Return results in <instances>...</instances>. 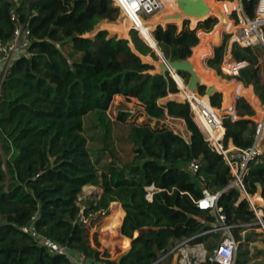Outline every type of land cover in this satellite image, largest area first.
<instances>
[{"label":"trees","instance_id":"1","mask_svg":"<svg viewBox=\"0 0 264 264\" xmlns=\"http://www.w3.org/2000/svg\"><path fill=\"white\" fill-rule=\"evenodd\" d=\"M205 1L210 6L209 15L215 14L220 20L215 8L221 6L227 13L232 4ZM256 4L257 0H244L248 16L255 15ZM11 10L21 22L28 23L32 44L30 57L13 63L0 89V264H84L38 245L21 229L30 225L51 241L82 255L89 264H154L162 256L156 264H171L168 252L176 241L211 228L209 222L199 223L201 218L207 219L208 212L193 204L202 197L203 189L221 192L217 204L228 223L252 222L254 215L248 201L240 198L237 188H227L232 179L229 168L222 154L205 140L188 103L169 100L159 105L148 100L143 108L148 120L140 123L127 124L131 116L128 111H119L115 122L108 116L114 96L141 101L156 89V97L162 98L178 92L174 80L183 88L179 76L185 82L189 78L187 72H173L174 80L167 73L151 74L153 64L143 62L140 54L154 53L134 29L127 30L130 39L108 37V32L125 36L128 25L125 19L116 22L120 11L112 0H0L3 42L13 30ZM175 10L172 1L167 11ZM231 16L237 22L235 13ZM102 21L111 23L95 31ZM152 24H147L148 31ZM214 24L208 18L197 28L210 32ZM218 25L209 34L200 32V41L203 35L214 34ZM232 25L227 20L225 30ZM90 32L93 36H88ZM139 34L150 37L143 31ZM152 35L166 58L185 59L199 43L196 29L178 30L174 23L165 28L158 25ZM68 43L80 53L77 59L70 60L62 52ZM212 49V56L207 57L203 49L199 56L201 60L207 57L206 66L215 69L222 61L223 43L213 44ZM231 54L235 60L255 63L264 57V47L233 44ZM232 64L224 68L229 70ZM252 70L245 66L237 77L239 82L233 81L242 82V86L237 85L238 94L232 95L239 96L234 103V113L239 118L223 116V149L230 140L240 149L254 140L256 122L242 117L252 116L255 120L257 103L264 100V79L256 75L255 82ZM208 75L214 76L213 70H208ZM197 90L203 95L205 87L198 86ZM209 101L219 109L221 94H213ZM167 116L183 120L188 139L162 122ZM112 124L117 128L113 129ZM122 124L128 127L126 134L119 127ZM208 129L216 138L221 126ZM114 138L130 146L125 157L116 153ZM192 159L200 163L196 174L188 169ZM244 183L249 195L260 183L264 199V158L249 164ZM84 185L102 191L99 197L82 201L81 214L77 198ZM150 185L158 189L151 201L145 196V187ZM251 202L261 201L252 196ZM115 203L120 205L108 213L109 206ZM98 212L108 213L103 215L97 247L109 259L101 258L91 246L88 226L81 218ZM246 228H233L237 240H241L239 232ZM218 235L205 233L194 242L203 243L211 253ZM248 240L249 236H245L238 245L235 264L247 263ZM117 248L125 251L112 259L118 255Z\"/></svg>","mask_w":264,"mask_h":264},{"label":"built area","instance_id":"2","mask_svg":"<svg viewBox=\"0 0 264 264\" xmlns=\"http://www.w3.org/2000/svg\"><path fill=\"white\" fill-rule=\"evenodd\" d=\"M112 1L113 5L119 9L120 16L125 20H128L130 22V28L135 30L139 22H149L148 20L143 21L141 19L142 16H153L160 11L168 10L172 1L175 3V0ZM227 2L232 3V6L227 11V15L231 17V22L235 26L234 31L229 33L231 38L227 45L228 50H230L233 44H237L242 48L254 47L258 44H261L264 47V0H257V4L254 8L255 15L253 17H250L245 13L244 0H225L222 3L225 5ZM232 13H235L237 22H234L231 16ZM167 14H170V12ZM10 18L13 22L11 36L6 42L0 40V89L2 82L10 72L13 63L20 58H29L31 55L30 46L32 44V37L28 23L21 22L18 14L14 10L10 11ZM247 64L246 60H233V66L230 68L229 75L233 77L239 76L240 70ZM183 85L187 92V96L183 97V99L188 103L195 122L201 127V132L205 140L222 154L232 175V179L227 188L233 187L239 190L240 197H243L248 201L254 219L250 223H242L239 225L228 223L222 208L217 204L221 192H211L208 189H203L202 197L193 200V204L198 209L207 211L210 214L212 221L210 223L211 228L202 233L185 238L183 241L173 246L168 254L176 255L177 264H201L205 262H209L210 264L214 262L218 264H235L239 241L233 234L234 227H249L255 225L259 228L264 237V209L254 202H251V195L246 191L244 183L245 176L248 173L249 164L251 162H259L264 158V116L260 121L256 122L254 140L250 146L243 149L235 148L228 150L223 149L222 145L219 143L220 148H218L216 142H219V139L212 137L208 126L211 128L222 126L224 114L218 112L216 108L212 107L210 101L204 94L202 95L196 91L190 92L187 90L184 82ZM178 88L182 91V88H180L179 85ZM262 104L264 105V100L262 101ZM223 113L228 112L223 111ZM199 168V161L192 159L188 165L190 172L196 174ZM200 179L203 180V177L200 176ZM145 189L147 191L145 195L146 199L151 201L152 194L158 189L154 185L147 186ZM80 212L81 214L83 213L82 208ZM81 218L83 222H86V218H84L83 215ZM21 229L23 232L33 236L38 245L46 247L51 253L66 254L73 262L89 264V261L84 260L82 255L74 253L71 249L62 244L51 241L38 233L32 225L24 226ZM209 232H216L219 234L211 253L206 250L203 243L194 242L196 237ZM163 258L164 256L160 257L154 264L158 263Z\"/></svg>","mask_w":264,"mask_h":264},{"label":"rangeland","instance_id":"3","mask_svg":"<svg viewBox=\"0 0 264 264\" xmlns=\"http://www.w3.org/2000/svg\"><path fill=\"white\" fill-rule=\"evenodd\" d=\"M16 1H18V0H16ZM223 1H225V0L217 1V3L221 4ZM167 13H169L167 10L160 11L157 14H154L153 16H142L141 19L143 21H147L148 20L150 22L153 19V17H156V16H160L161 17V16H163L164 14H167ZM170 13H172V12H170ZM227 16H228V19L230 21H232L231 17L229 15H227ZM209 18H210L211 22L215 23L213 28H212V30L210 32H205V31L201 30L200 28H197V27L201 26L200 24H201V22L203 23L204 20H201V21L194 20V22H193L192 18L186 19V18L183 17L182 19L178 20L180 22L175 21L174 24H176L178 30H180L182 27L190 28V29H196V34H197V36L199 38V43L198 44H200V43L204 44V47L201 48V49H203L207 53L209 52V49H211V53H210L209 56L213 55V49H212L213 48V44L214 45H220V44L223 43L222 61H221V64L218 66V68H215V69L208 68L206 66V63H205L206 58L202 59V63L209 70H213V75L218 77L219 79H222L223 81H235V80H237L238 76L237 77H233V76L229 75L230 70L227 71V70L224 69V67H225L224 65L233 63V60L230 59V56L232 54H231V51H229L228 48H227L228 47L227 43L229 44V42H230L229 40L231 38L229 33L233 32L235 27H233V25H232V26H230L231 28H228L229 30L228 29L225 30V28H222V30L219 32V40L218 41L213 42L211 36H209V35L208 36H202V39L200 41V36H199L200 32L211 33L214 30L215 25L217 23H220V21H219V19L217 17L210 16ZM123 20H124V18L122 16H119V18H118V20H116V22H121ZM141 22H139V23H141ZM139 23H138V26H139ZM157 23H159V22H157ZM156 24L151 26V30H150L151 33L158 26V25L156 26ZM167 24H169V23H166V22H160L159 23V25L161 27H163V28H165ZM130 29H132V28H130V23L128 21V25H127V28L125 30L126 33H127V30L129 32ZM135 31H136V35L138 36V38H140L142 41H144L149 46V44L140 36L139 32L137 30H135ZM110 36H116L117 38H124V37H121V36H119L117 34H113V33L108 32V37H110ZM127 38L130 39L129 33H128V37ZM150 48H151V51L154 53V55H146L145 56V55L140 54V58H141V60L143 62H148V63L153 64L154 70H151V72H150L151 74H153L156 71L157 62L159 61L160 58H164L165 55H164V53L162 52V50H161V48L159 46H158L159 52L154 50L152 47H150ZM195 49L196 48H192L191 52L193 53V51ZM134 51H135V49H134ZM62 52L64 54H66V55H69L70 60L77 59L79 57V55H80L79 52H76V51L72 50V47H71V45L69 43L62 47ZM192 53H191V55L189 57L192 56ZM143 57H145V58H143ZM224 57H227V58L223 62ZM261 61L264 62V59L262 58ZM222 62H223V65H222ZM221 65H222V68H221ZM174 82H175V84H176V86L178 88V84L176 83L175 80H174ZM183 82H184L185 85H187V82H185L184 79H183ZM153 86L155 88V84L154 83H153ZM237 88L238 87L233 83L232 94L233 93H237ZM178 92L180 93L178 95V98L179 97L181 98V96H183L182 93H184L183 88H182V91L178 88ZM184 94H186V92ZM234 97H235V100H236L237 96H234ZM148 100H150V102H155L157 104H159V102H164V101H161L160 98L156 97V89L151 93L149 98L141 100V101L138 100L135 97L127 98V97L118 95V96H114V98L112 100V103H111V105L109 106V108L107 110V114H108V116L110 117V119L113 122H115L116 116L118 115L119 111H128V112L131 113V116L127 119V124L130 123V122L140 123V122L146 121L148 119L144 115L143 108H144L145 104L148 102ZM216 110L218 112L224 114V115L228 114V113H223V110L221 108L216 109ZM256 110H257V114L255 116V120H254L255 122H257V119L260 116L259 107H256ZM224 111H226V110H224ZM231 115H234V113L231 114ZM162 122H164L171 129H174V131L180 133L183 137L188 139L189 135H188V133H187V131L185 129L184 122L181 119L180 120L179 119H173V118H170L169 116H167L164 120H162ZM151 124H153V122H151ZM119 127L122 128V130H121L122 134H126L128 132L127 125L122 124V125H119ZM112 128L115 129L117 127L114 124H112ZM114 144L117 147L116 153L120 157H125L128 154V152L130 150V146L129 145H125L122 142L120 143L115 138H114ZM90 145L91 146H95L94 144H90ZM216 146L218 148H220V146H218L217 143H216ZM101 191L102 190L99 187H96V186H93V185H88L86 188H82L81 189V193L78 195V198H77L78 204H80L82 210H84V206H83V202L82 201L85 200V199L93 198V197H99V195L101 194ZM256 195H258V194H256ZM117 205H120V204L119 203L111 204L109 206V212L108 213H110ZM108 213H104V212L92 213V214H89L88 217H86V224H87L88 229H89L90 244H91V246L93 248H96L100 252V257L103 258V259H109V258H106L103 255L104 251H101L100 249H98L97 245H98L99 238H100V235H101L100 234V225H101V223L103 221V215H107ZM205 217L207 219H204V217H203V219L201 218L199 220L200 224L203 223V222H209V223L212 222L211 221V216H210L209 213H208V216H205ZM139 232H140V230H138V233ZM239 234L241 236L240 242H244L245 241V236H249V238H250V241L247 243V246L249 248L248 258H251V256H254L253 257L254 259H252L251 261L249 260L250 262H248V264H264V239L261 236V231L259 230V228L256 227L255 225H251V226L247 227L244 231H240ZM176 242H178V241H176ZM117 251H119L118 255L116 257L112 258V259H115V258L119 257L125 250H120L119 248H117Z\"/></svg>","mask_w":264,"mask_h":264},{"label":"water","instance_id":"4","mask_svg":"<svg viewBox=\"0 0 264 264\" xmlns=\"http://www.w3.org/2000/svg\"><path fill=\"white\" fill-rule=\"evenodd\" d=\"M176 10L170 14H164L160 17V22L175 23L183 17H192L198 21L208 19L210 17V6L205 0H175ZM224 7V6H223ZM215 11L221 16L220 23L214 34L211 35L213 40H219V32L222 28L227 26L228 16L226 10L221 6H217ZM208 15V16H207ZM188 19V18H186ZM157 23V25H159ZM156 25V26H157ZM88 36H93V32H90ZM150 46V45H149ZM151 47V46H150ZM204 47L203 43L196 46L191 57L185 59H173V58H160L157 62L156 74H169L172 77V72L178 74V72H187L189 78L186 88L190 92H198V86L205 87V96L210 100L211 96L215 93L221 94V109L227 112L233 109L234 98L232 97V82H225L216 76H209L208 69L203 65L199 56V51ZM173 78V77H172ZM182 103H186V100H182ZM257 187H260V183H256Z\"/></svg>","mask_w":264,"mask_h":264},{"label":"crops","instance_id":"5","mask_svg":"<svg viewBox=\"0 0 264 264\" xmlns=\"http://www.w3.org/2000/svg\"><path fill=\"white\" fill-rule=\"evenodd\" d=\"M224 9V8H223ZM210 15H215V14H210ZM218 19H219V21H220V18L217 16V15H215ZM159 20H160V16H156V17H153V19L150 21V22H148V23H153V24H156L157 22H159ZM229 20V19H228ZM230 21V20H229ZM107 23H111V22H108V21H102V22H100L99 24H98V26L96 27V30L95 31H97V30H101V29H104V28H102L103 26V24H107ZM148 23H143V22H141V23H139V26L137 27V30H139V32L141 33V31H143L144 33H146V34H149L150 35V37H147V36H145V35H143V34H140V36H142L143 37V39L150 45V46H152V48L154 49V50H156L157 52H159V49H158V45H157V43H156V41L154 40V38H153V36H152V34H151V32L150 31H148V29H147V24ZM143 24V25H142ZM152 24V25H153ZM218 24V23H217ZM216 24V25H217ZM147 30V31H146ZM209 34V33H208ZM208 34H205L206 36L208 35ZM204 36V35H203ZM122 37H128V32H127V34L125 35V36H122ZM133 45V44H132ZM227 45H228V43H227ZM233 46V45H232ZM232 46H231V48H230V50L229 51H231L232 50ZM136 52V51H135ZM210 53H211V50L209 49V52H208V54L210 55ZM207 57H210V56H207ZM206 57V58H207ZM229 58V57H228ZM263 58V57H262ZM261 58V59H262ZM230 59H232V60H235L233 57H232V55L230 56ZM261 59H260V61L259 62H255V63H248L246 66H251L252 68H253V70L251 71V73H253V75H254V78H255V82H256V75H258L262 80L264 79V62L263 61H261ZM264 59V58H263ZM148 63V62H147ZM230 64H232V63H230ZM225 66V65H224ZM208 69V68H207ZM225 69V68H224ZM209 70V69H208ZM226 70V69H225ZM230 70V69H229ZM229 70H227V71H229ZM180 77V76H179ZM222 80V79H221ZM223 81V80H222ZM236 82H239L238 80H235ZM180 82H181V85H182V87H183V90H184V93L186 92V90L184 89V85H183V82H182V79H181V77H180ZM225 82H232V81H225ZM234 83V82H233ZM242 83V82H241ZM241 83H234L236 86L237 85H241L242 86V84ZM244 84V83H243ZM179 85V84H178ZM255 85V84H254ZM180 86V85H179ZM180 88H181V86H180ZM255 92V91H254ZM184 93H182L183 94V96H181V98L179 97L178 98V95L180 94L179 92H176V93H168L165 97H162V98H160L161 99V101H164V102H159V105L160 104H165L167 101H169V100H175V101H179V102H181L182 100H183V97H185V96H187V92H186V94H184ZM234 94V93H233ZM232 94V95H233ZM238 94V93H237ZM256 94V93H255ZM234 96H236V95H234ZM233 96V98H234V102H233V104L235 103V97ZM237 97H239V96H237ZM258 97V96H257ZM247 98V97H246ZM259 98V97H258ZM248 99V98H247ZM259 100H260V98H259ZM222 101V100H221ZM261 101V100H260ZM262 102V101H261ZM252 107V106H251ZM221 108V107H220ZM253 108V107H252ZM254 109V108H253ZM234 113V105H233V109H231L230 111H228V115H231V114H233ZM254 114H255V110H254ZM231 116H233L235 119H238L239 117L238 116H236L235 115V113H234V115H231ZM242 118H250V119H252L253 121H254V119L252 118V116L251 117H249V116H244V117H242ZM194 119V118H193ZM180 120V119H179ZM183 121V120H182ZM195 121V120H194ZM196 123V122H195ZM197 124V123H196ZM197 126H198V128L200 129V131H201V127L197 124ZM223 129H224V127H223ZM221 133H222V126H221V131H220V133L218 134V136L216 137V139L218 138L219 139V143H220V141H221V139H222V137H223V134H224V130H223V133H222V136L220 137V135H221ZM220 137V138H219ZM213 138H214V135H213ZM217 144H218V146H220L219 145V143L218 142H216ZM221 144V143H220ZM222 145V144H221ZM235 148H237L236 146H234L233 145V143H232V141L230 140L229 142H228V144H227V148L226 149H228V150H232V149H235ZM257 191L260 193V195H256V193H257ZM252 196H256L261 202H254L255 204H257V205H259V206H261L263 209H264V199L262 198V196H261V191H260V188L258 187L257 189H256V191L253 193V195H251V197ZM251 197H250V200H251ZM240 198H243V197H240ZM242 231H244V230H242ZM244 233V232H243ZM247 233V232H246ZM263 237V236H262ZM185 239V238H184ZM184 239H182V240H180V241H178V242H176L175 244H174V246L175 245H177L178 243H180L181 241H183ZM263 239H264V237H263ZM239 241V244H240V240H238ZM244 241V240H243ZM250 241V238H249V240L247 241V243ZM205 246V245H204ZM206 248V247H205ZM206 250H207V248H206ZM208 251V250H207ZM209 252V251H208ZM254 256H251V258H248V260H247V263L246 264H248V262H250L252 259H254L253 258ZM176 260H177V258H176V255H172V257H171V260H170V263L171 264H177L176 263ZM250 260V261H249ZM162 264H166V262H162Z\"/></svg>","mask_w":264,"mask_h":264},{"label":"bare ground","instance_id":"6","mask_svg":"<svg viewBox=\"0 0 264 264\" xmlns=\"http://www.w3.org/2000/svg\"><path fill=\"white\" fill-rule=\"evenodd\" d=\"M232 6V4L228 7L230 9V7ZM210 13V12H209ZM195 19V18H194ZM196 20V19H195ZM130 23V22H129ZM138 27V25H137ZM137 27H136V30H137ZM235 27V26H234ZM139 32V30H137ZM152 34V33H151ZM153 36V35H152ZM142 37V36H141ZM143 38V37H142ZM152 47V46H151ZM257 107H259V110H260V116L259 118L257 119V121H260L263 116H264V105L262 104V102H258L257 103ZM88 185H84L82 188H86ZM258 195H260L259 192H257ZM251 197V196H250Z\"/></svg>","mask_w":264,"mask_h":264},{"label":"snow or ice","instance_id":"7","mask_svg":"<svg viewBox=\"0 0 264 264\" xmlns=\"http://www.w3.org/2000/svg\"><path fill=\"white\" fill-rule=\"evenodd\" d=\"M135 6V5H134Z\"/></svg>","mask_w":264,"mask_h":264}]
</instances>
